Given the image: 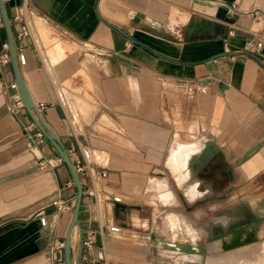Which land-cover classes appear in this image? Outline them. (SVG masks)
Masks as SVG:
<instances>
[{
    "label": "crops",
    "instance_id": "obj_1",
    "mask_svg": "<svg viewBox=\"0 0 264 264\" xmlns=\"http://www.w3.org/2000/svg\"><path fill=\"white\" fill-rule=\"evenodd\" d=\"M27 5L36 47L18 38L15 17ZM5 8L41 119L72 162L107 172L93 182L80 177L72 264H170L155 257L173 250L204 257L203 232L195 244L178 238V231L172 241L161 232L162 222L175 215L198 227L204 206L225 203L228 198H213L229 187H241L256 201L264 197V0H5ZM6 43L0 16V264H64L57 244L64 242L76 188L51 143L29 140L35 129L11 99L18 92L9 87L15 77ZM190 165L196 180L187 178ZM162 170L169 177H159ZM206 185L214 191L203 198L210 193ZM170 190L174 200L158 198ZM58 206L68 210L59 213ZM217 216L229 221L209 223L205 241L264 232L236 226L235 216ZM210 225L223 230L209 234ZM92 233L93 244L82 245Z\"/></svg>",
    "mask_w": 264,
    "mask_h": 264
},
{
    "label": "rangeland",
    "instance_id": "obj_2",
    "mask_svg": "<svg viewBox=\"0 0 264 264\" xmlns=\"http://www.w3.org/2000/svg\"><path fill=\"white\" fill-rule=\"evenodd\" d=\"M41 26L42 25H40L38 27V31L42 35L41 29H40ZM39 49H40V53L45 55V58H43V59L45 61V64H46L48 70L51 71L50 68L52 67V65L51 64H50L51 66L49 65L47 58H46V56L49 57V53L46 49L45 41H41ZM50 61L52 62L51 59H50ZM65 97L66 96H64L63 98H65ZM4 107L8 108V106L6 104L4 105ZM7 113H9V111ZM178 149L179 148L173 149L172 151L178 150ZM170 156H171V154H170ZM168 167L170 168L171 173L173 174V176L176 179V183H177L178 188L182 191L184 197L186 198L184 190L181 189L179 184H178L177 173L174 172L173 168L169 165V162H168ZM159 177H169V173L167 171L165 172L162 170V172H160ZM216 180H217L216 178H212L210 181L215 185ZM172 181L173 180H171L169 178L171 188L173 190H175L179 199L182 200V195L180 194L179 191L176 190L175 185H173ZM240 189L242 192L243 189L241 187H229L228 192H224L223 196L213 198L214 201H216L217 199H227L228 198V200L225 203L221 202L222 204L217 205L218 207L217 206H209V205L207 206V205H205V203L208 202L209 199L203 200L200 204L205 205L204 206L205 208H203L204 209L203 210L204 216L202 218H198L199 220L202 219V222H201L202 224L198 225V227H196L194 225V223L191 219H185V218H182L179 216L171 215L168 220L162 222L163 223L162 224L163 229H161L162 230L161 232L164 233L168 237L169 240L173 241L176 239L177 231H178V238H181V240L184 242H190L192 244H195L196 241L200 238V231L202 233L203 230H206L205 227H207L209 223L210 224L213 222L216 224L220 223V224H222V226L225 223L224 224V226H225L228 222V219L227 218H224V219L219 218V221H218V218H216V217H220L217 215H225L226 216L228 214L231 215V217L235 216V219H236L235 222L236 223H234V224H236V226L240 227L243 224L242 228H244V224H245L248 226L250 225L251 227H260V226L264 227V197L258 198V200L256 201L254 199H251L250 195L248 193H246V191H243L244 194L238 193L237 191L238 190L240 191ZM213 191H214V187L212 189V192L206 194L205 197H203V198H206L208 195H211L213 193ZM232 192H235L237 195L236 194L232 195L231 194ZM158 198L161 201L167 202L169 200H174L175 194L172 190L167 191L166 194L161 191L158 194ZM152 203H153V205L155 204L154 201H152ZM189 203H191V202H189ZM170 205H171V208L173 210H176L175 209L176 208L175 203L170 204ZM191 209H194V208H191ZM190 211L189 212L186 211L188 215H190L189 214ZM172 214H174V213L172 212ZM193 216H195V215L193 214ZM226 217H229V216H226ZM216 219H217V221H216ZM222 220H223V222L224 221H226V222L223 223ZM218 228L223 230L221 228V225H217V226L210 225V228L208 229L209 234H210L211 229L214 230V229H218ZM180 232H181V235H179ZM206 237H207V234H206V236L202 237L203 240H201V242H199L200 250L205 255L204 257H201L199 254L192 255V254H187V253H180L179 251L173 250L170 253L166 252V254H164V252H162L159 256L155 257V260L158 262H168L170 264L178 263L180 261H186L187 263L188 262H202V264H208L210 259H212L213 261L222 259L224 257V250L221 249L222 247L219 248L218 246H214L213 248H216V250L213 249L211 242L214 240H212V241L206 240L205 241ZM211 239H213V238H211ZM218 239H220V238H218ZM218 239H216V240H218ZM205 245H206V247H205Z\"/></svg>",
    "mask_w": 264,
    "mask_h": 264
},
{
    "label": "water",
    "instance_id": "obj_3",
    "mask_svg": "<svg viewBox=\"0 0 264 264\" xmlns=\"http://www.w3.org/2000/svg\"><path fill=\"white\" fill-rule=\"evenodd\" d=\"M0 16L2 19V24L5 30L6 39H7V49L9 53V60L12 66V70L15 77V84L17 87V92L19 95V99L23 104L24 109L26 110L27 114L29 115L32 122L36 125L38 130L44 135V137L51 143V145L56 150L57 154L60 156L61 160L64 162L66 167L69 170L71 175L73 184L76 188V196H75V203L72 212V218L70 224L68 226L64 242H63V251H64V264H72L71 262V235L72 230L76 225H78V216L80 211V204L83 194V186L81 180L76 173L72 161L70 160L67 152L59 145L56 140V137L52 133V131L48 128V126L43 122L41 116L30 96V93L26 87L20 65L17 59V50L15 45V39L13 36V32L10 26V20L8 18L6 8H5V0H0Z\"/></svg>",
    "mask_w": 264,
    "mask_h": 264
},
{
    "label": "built area",
    "instance_id": "obj_4",
    "mask_svg": "<svg viewBox=\"0 0 264 264\" xmlns=\"http://www.w3.org/2000/svg\"><path fill=\"white\" fill-rule=\"evenodd\" d=\"M34 15H32V9L30 5L25 6V13H24V8L19 10V16L15 17V20L18 21V23L20 24V31L18 33V38H24V39H30L32 44L35 46L33 40L31 39V33H32V27H31V20L32 17ZM233 31L229 30L228 31V35H232ZM224 46L227 47V41L226 39L224 40ZM36 47V46H35ZM262 48V43L259 42L256 45V51L259 52L260 49ZM17 59H18V63L20 66H24L25 62H26V58L25 55L19 51L17 53ZM9 87L17 92V87L15 83H11L9 84ZM187 89L188 92H190V88L188 87V85H184V89ZM11 99L13 101L14 104H16L17 107H23L22 102L19 99V95L18 93H15V95L11 96ZM29 128L31 129H35V133L34 135H30L29 136V140L32 142L33 145H38L40 143H42L45 139L44 135L38 130V128L36 127V125L32 122L29 126ZM74 169L76 171V173L78 174L79 178L81 176H88L91 180V182L98 180V179H104L107 176V172L105 169H101L99 171L94 170L93 168H91V166L85 161L82 162L81 160H75L72 162ZM81 180V178H80ZM82 183V182H81ZM113 202H120L121 199L120 197H115L113 196L112 198ZM65 210H68V207L66 206H58L57 211L59 213L64 212ZM40 223L42 224V226H45V218H40ZM108 231H110L111 233H118L120 228L117 226H110L107 228ZM94 242V234L92 233L91 235H89L83 242L82 245L86 246V247H90ZM58 247H62L63 244L62 243H58L57 244Z\"/></svg>",
    "mask_w": 264,
    "mask_h": 264
},
{
    "label": "bare ground",
    "instance_id": "obj_5",
    "mask_svg": "<svg viewBox=\"0 0 264 264\" xmlns=\"http://www.w3.org/2000/svg\"><path fill=\"white\" fill-rule=\"evenodd\" d=\"M37 20H39V19L37 18ZM32 22L36 23L38 21L35 22V20H34ZM38 27L39 26L37 24V28ZM37 28H35V29L37 30ZM41 41H45L43 36L41 37ZM21 72H22V69H21ZM36 153L38 154L37 151H36ZM180 155H182V154L177 155L176 160H180V158L183 157ZM194 160H195V158H190L187 161L189 163H192V162H194ZM173 167H174V165H173ZM189 167L190 168L188 169V172H187V178L191 179V180H196L194 169H192L191 165ZM204 183H206V181H204ZM184 188L187 190V188L185 186H184ZM204 192H211V187L210 186L208 187L206 185L204 187ZM216 221H217V219H216ZM218 221H219V218H218ZM228 221H229V219H228ZM222 222H223V220H222ZM224 222H226V221H224ZM202 234H203V237L206 236L207 231L203 230ZM243 238L244 239H242V240L241 239H235L233 236V237H228V238H224V239L222 238L221 240L212 242L211 243L212 248L214 246H218L219 248L222 247L221 249L224 250V257L222 259L216 260V261H213L212 259H210L208 264H264V252L259 251V248L262 247V244H264V232H263V230L258 229L255 234L252 232L245 233ZM213 249L216 250V248H213Z\"/></svg>",
    "mask_w": 264,
    "mask_h": 264
},
{
    "label": "flooded vegetation",
    "instance_id": "obj_6",
    "mask_svg": "<svg viewBox=\"0 0 264 264\" xmlns=\"http://www.w3.org/2000/svg\"><path fill=\"white\" fill-rule=\"evenodd\" d=\"M216 175H217V173H216V170H215V173H214V175H213L212 178H215ZM195 176H196V175H195ZM212 178H210V180H211Z\"/></svg>",
    "mask_w": 264,
    "mask_h": 264
}]
</instances>
